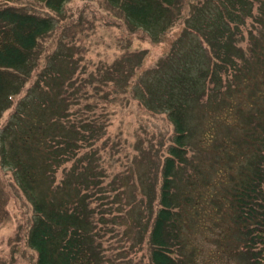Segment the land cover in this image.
Returning <instances> with one entry per match:
<instances>
[{"label":"rangeland","instance_id":"374dc122","mask_svg":"<svg viewBox=\"0 0 264 264\" xmlns=\"http://www.w3.org/2000/svg\"><path fill=\"white\" fill-rule=\"evenodd\" d=\"M15 4L37 14H44L46 10L36 0H20ZM223 5L224 0H179L177 8H172L175 15L170 13L174 19L171 25L162 18L149 36L128 26L118 3L66 0L55 16L53 29L40 38L39 62L48 65L51 75L60 73L64 77L69 57H73L78 63L77 72L81 67L86 68L87 82L94 89L98 82L94 78L96 74L109 84L106 94L110 95L105 98L108 125L103 141L98 143L97 156L102 167H107L109 188L116 189L114 206L120 202L126 207L120 209L122 213L117 211L115 216H105L110 219L104 228L96 223L90 231L89 245L98 250L102 264H153L148 237L158 208L161 167L165 147L171 143L173 126L165 113L151 110L134 98L132 86L119 94V82H108L109 71L97 69L114 64L116 70H126L127 62L123 63L122 55L139 52L142 59L139 73L158 63L164 71L165 62L169 61L174 66H192V77L197 78L202 66L194 65L201 64V56L207 62L209 49L216 43L207 24L215 25L216 15L222 20L219 7ZM258 11L252 20L244 23L245 36L252 25L257 34L245 37V42L251 45L247 46L246 59L238 65L240 74L235 73L224 83L216 76L215 90L208 92L215 97L211 100L210 96L206 104L207 97L200 98L201 91L194 97L196 100H188L185 123L198 150L189 157L190 166L178 169L174 180L180 194L179 264L249 262L244 252V233L234 221L232 194L251 174L249 163L255 154L252 146H257L264 131V6ZM204 13L209 18L206 24L209 34L202 41L194 32L202 26L199 24L205 23ZM163 27L165 31L161 33ZM173 49L172 56L169 53ZM220 53L215 49L216 59H221ZM17 72L26 74L27 71L20 68ZM17 74L6 73L13 85L22 79ZM54 81L52 78L51 82ZM146 81L148 77L144 75L137 86L145 98ZM258 88H262L261 94L257 93ZM34 96L48 104L55 100L49 90L36 91ZM4 97L0 103V155L3 151L11 152L9 142L18 134L15 128L18 117H10L15 99L6 98V94ZM29 100L30 96L25 98ZM4 101L7 105L12 101V106L3 112ZM7 167L0 163V264H36V252L26 242L33 219L32 206L20 194Z\"/></svg>","mask_w":264,"mask_h":264},{"label":"trees","instance_id":"16d2710c","mask_svg":"<svg viewBox=\"0 0 264 264\" xmlns=\"http://www.w3.org/2000/svg\"><path fill=\"white\" fill-rule=\"evenodd\" d=\"M18 1L0 0V103L5 94L10 100L14 98L10 117H18L15 125L18 134L9 142L11 152L3 151L0 163L10 168L20 194L32 206L33 219L26 242L36 252V264H102L98 250L89 245L90 231L96 223L104 228L106 220L110 219L105 216H115L126 207L120 202L114 206L116 189L109 188L107 167H102L97 156L98 143L103 141L108 125L105 98L110 95L106 94L109 84L96 74L94 78L98 82L94 89L87 82L86 68L81 67L77 72L78 63L73 57H69L68 72L62 78L60 73L51 75L46 63L40 64L42 55L37 51L40 38L53 29L55 16L66 0H36L46 7L44 14L22 10L15 4ZM108 1L118 3L128 26L149 36L162 18L171 25L174 19L170 18V13L175 15L172 8H177L179 3V0ZM198 3L203 4V1ZM224 4L219 7L222 20L216 15L215 25L209 23L205 13V23L199 24L202 26L195 32L190 25L202 41L209 34V25L216 41L209 49L208 61L201 56V64L194 65L202 66L197 78L192 77V66H174L169 61L165 62L164 71L158 63L139 73L142 61L139 52L122 55L123 63L127 62L126 70H116L114 64L97 69L109 71L108 82H119V94L132 86L134 98L151 110L165 113L173 126L171 143L165 147L161 167L158 208L148 237L153 264H179L181 260L177 213L180 194L174 180L178 169H187L189 157L198 150L185 123L188 100H196L194 97L201 91L200 98L207 97L206 104L210 96L211 100L215 97L208 92L215 90L216 76L224 83L235 73L240 74L238 65L246 59L247 46L251 45L245 42V37L257 34L252 25L245 36L244 23L252 20L255 11L264 6V0H224ZM163 31L164 27L161 33ZM215 49L221 52V59H216ZM174 51L169 54L173 56ZM20 68L27 72H17L22 79L18 85H13L6 73L17 74L15 70ZM144 75L148 77L146 98L137 87ZM45 90L52 92L53 103L34 96L36 91ZM257 93L261 94L262 88H258ZM28 96L31 97L29 102L25 101ZM4 104L3 112L11 108L12 101L8 105L4 101ZM252 149L255 151L249 163L252 172L232 194L234 221L244 233L248 264H264V131Z\"/></svg>","mask_w":264,"mask_h":264}]
</instances>
